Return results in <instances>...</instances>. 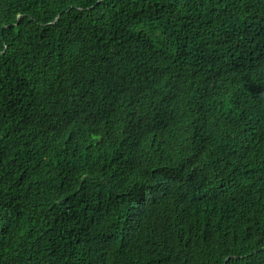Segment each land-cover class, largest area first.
<instances>
[{"label":"trees","instance_id":"trees-1","mask_svg":"<svg viewBox=\"0 0 264 264\" xmlns=\"http://www.w3.org/2000/svg\"><path fill=\"white\" fill-rule=\"evenodd\" d=\"M0 264H264V0H0Z\"/></svg>","mask_w":264,"mask_h":264}]
</instances>
